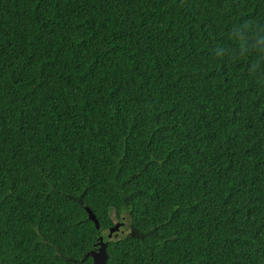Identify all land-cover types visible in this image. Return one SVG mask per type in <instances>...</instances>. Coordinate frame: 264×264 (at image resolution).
I'll use <instances>...</instances> for the list:
<instances>
[{"label": "trees", "instance_id": "1", "mask_svg": "<svg viewBox=\"0 0 264 264\" xmlns=\"http://www.w3.org/2000/svg\"><path fill=\"white\" fill-rule=\"evenodd\" d=\"M99 237L106 264H264V0H0V264Z\"/></svg>", "mask_w": 264, "mask_h": 264}, {"label": "water", "instance_id": "2", "mask_svg": "<svg viewBox=\"0 0 264 264\" xmlns=\"http://www.w3.org/2000/svg\"><path fill=\"white\" fill-rule=\"evenodd\" d=\"M85 210L88 213L89 220H91L95 224V227L99 229V224L94 214L88 208H85ZM122 225L123 223H117L112 228L109 229L108 236H107L108 240L112 238V235L116 233ZM106 247H107V243L103 241V237H99L98 242H97V248L95 250L88 252L85 255L84 259L88 257L91 258L92 264H106L107 259H108V256L106 253Z\"/></svg>", "mask_w": 264, "mask_h": 264}, {"label": "rangeland", "instance_id": "3", "mask_svg": "<svg viewBox=\"0 0 264 264\" xmlns=\"http://www.w3.org/2000/svg\"><path fill=\"white\" fill-rule=\"evenodd\" d=\"M111 216H112V218H113V220H114V223H116V224H117V223H123V225H122L123 227L121 226V227L119 228V230H118L116 233H114V234L112 235V237H113L114 239L122 238V237H125V236L131 234L132 230L126 225L125 215L123 216V218H122L121 221H118V220L114 217L113 213H111Z\"/></svg>", "mask_w": 264, "mask_h": 264}, {"label": "flooded vegetation", "instance_id": "4", "mask_svg": "<svg viewBox=\"0 0 264 264\" xmlns=\"http://www.w3.org/2000/svg\"><path fill=\"white\" fill-rule=\"evenodd\" d=\"M123 227V226H122Z\"/></svg>", "mask_w": 264, "mask_h": 264}]
</instances>
